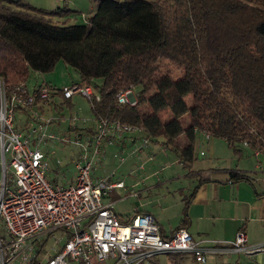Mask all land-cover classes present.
Here are the masks:
<instances>
[{
  "label": "trees",
  "instance_id": "trees-1",
  "mask_svg": "<svg viewBox=\"0 0 264 264\" xmlns=\"http://www.w3.org/2000/svg\"><path fill=\"white\" fill-rule=\"evenodd\" d=\"M95 1L85 23L59 26L53 19L67 21L71 10L0 0V78L7 87L61 62L78 72L81 85L101 79L91 86L99 100H88L93 122L135 127L147 142L160 140L187 168L197 133L225 141L236 156L245 142L264 158V0ZM172 66L181 68V78L173 77ZM43 85L60 92L42 84L33 93ZM127 90L134 93L133 106L118 102ZM53 96L45 102L36 98L33 108L43 113ZM164 111L172 119L164 120ZM230 177L248 180L237 172ZM186 224L185 219L179 228Z\"/></svg>",
  "mask_w": 264,
  "mask_h": 264
},
{
  "label": "built area",
  "instance_id": "built-area-1",
  "mask_svg": "<svg viewBox=\"0 0 264 264\" xmlns=\"http://www.w3.org/2000/svg\"><path fill=\"white\" fill-rule=\"evenodd\" d=\"M58 93L65 100L78 94L88 100H99V95L88 85L63 87L60 92H52L43 85L38 92L30 93L25 84L8 88L0 78V264H155L158 256L182 254L204 264L207 254L215 249L195 242L186 228L163 236L151 215L136 214L128 221H120L112 204L103 202L109 191L123 188L124 183L92 176L94 164H100L97 157L100 145L109 138L134 134L137 128L106 119L94 121L91 136L96 148L92 158L88 150L91 141H77L81 155L74 162L71 183L50 181L46 156L37 147L32 148L31 138L43 142L44 129L51 121L40 123V116L32 110L36 98L45 102ZM117 99L121 104H136L132 90L119 94ZM19 110L30 112L38 124L27 135L19 133L14 126V115ZM62 140L66 142L65 138ZM243 146L247 144L244 142ZM57 232L58 241L64 239L65 243L53 248L50 254L45 245L50 237L56 238ZM220 251L253 255L264 251V243L248 246L240 231Z\"/></svg>",
  "mask_w": 264,
  "mask_h": 264
},
{
  "label": "crops",
  "instance_id": "crops-1",
  "mask_svg": "<svg viewBox=\"0 0 264 264\" xmlns=\"http://www.w3.org/2000/svg\"><path fill=\"white\" fill-rule=\"evenodd\" d=\"M12 1L29 2L35 8L36 4L44 3V0ZM143 137L141 133H134L102 141L99 153L105 151V155L91 173L95 179L123 182V188L112 191L126 194L128 200L138 198L137 206H132L135 211L129 217L136 213L151 215L163 236H170L186 219V229L193 240L204 248L215 249L207 254L204 264H264V251L253 255L220 251L226 249L240 231L248 246L264 243L263 156L245 146L241 155L236 156L225 141L206 139L204 134L197 133L194 161L187 168L160 140L144 144ZM83 138L92 140L91 134L85 131ZM95 148L91 142V155ZM115 150L125 156L117 164L114 158L110 161ZM231 172L245 175L248 180L233 182ZM48 178L60 184L57 179ZM71 181L72 175L65 185ZM103 202L112 204L114 201ZM162 256L166 257V264H198L189 254ZM159 257L155 258V264H161Z\"/></svg>",
  "mask_w": 264,
  "mask_h": 264
},
{
  "label": "rangeland",
  "instance_id": "rangeland-1",
  "mask_svg": "<svg viewBox=\"0 0 264 264\" xmlns=\"http://www.w3.org/2000/svg\"><path fill=\"white\" fill-rule=\"evenodd\" d=\"M146 1L153 2L156 0ZM50 3H52L53 5H51ZM27 4H29V2H27ZM96 4L97 2L95 0H44L43 4H36V7L40 8L38 7L40 5L41 8L46 11H53L57 9L71 10L72 13L68 16L69 20L67 21L66 16L63 19H53V22L57 21V24L59 26H62L63 24L80 25L85 23L84 17L88 18L93 15L96 8ZM29 5H31V3ZM31 6L33 7V5ZM90 8H93L94 11ZM171 70L175 79H179L182 77L183 74L181 68H176L175 66H172ZM80 83L81 78L78 72L75 71L73 68L64 65L61 62L55 66L53 71L46 74L39 72H30L25 82L26 87L30 93H33V89L37 88L42 84H48L53 88L61 89L63 87H71L73 85H78ZM101 83V79H95L92 81L91 86L93 87V85H101ZM185 101L190 106L192 102L191 95L186 96ZM71 104V106H68L63 102L60 96L55 95L50 100L49 105H44L43 113H41L36 108H33L32 110H36L35 112L40 116V123L42 121L46 122V120L51 121L50 124H47L46 129H44L45 134L43 135V142L39 143L36 137V140L34 138H31V146L32 148L37 147L42 153H44L48 163V167L46 170L47 176H49L51 179H57L60 184H65L66 182H68L72 175V172L74 171V162L81 155V149L77 144V141L85 143V138H83L82 130L87 128L94 130L96 125L93 122V115L91 112L90 103L86 97L80 94L74 95L71 98ZM53 107H56L57 111H55ZM161 117L164 120H170L172 119V114L164 111L161 113ZM181 122L182 126L184 128H187L189 117L184 116L181 119ZM14 126L19 133H21L22 135H27L32 128L38 127V124L36 121L32 120L26 114V112L20 110L15 112ZM48 135H54L56 138L50 140L47 138ZM63 138L66 139V142H63ZM91 142L94 146L96 145V141L94 139H92ZM94 150L95 149H93V152ZM116 151L117 150H115L114 155H111L110 161L114 158V163L117 164L119 163V161H121V158H123L124 160L125 156L122 155V157ZM104 155L105 151L102 154L99 153L97 157L102 159ZM89 158H92L91 154H89ZM58 160H60L61 164L57 163ZM98 170L99 169H96V171ZM92 176L94 177L93 174ZM103 178L105 177L103 176ZM126 196L127 195H124V193H117L116 191L111 190L104 197L105 199H103L114 201L112 203V208L116 213L123 217L124 221H126V218H128L134 213L135 210L133 208L137 206L138 201V198L128 200L125 198ZM59 236L60 233L57 232L56 238L50 237L48 239L45 246L50 254L53 253V248L60 247L65 243L64 239L58 241ZM159 262L161 264H166V257L160 256Z\"/></svg>",
  "mask_w": 264,
  "mask_h": 264
}]
</instances>
